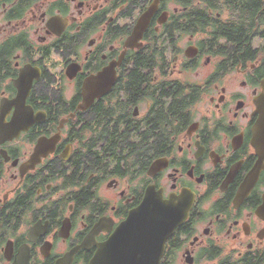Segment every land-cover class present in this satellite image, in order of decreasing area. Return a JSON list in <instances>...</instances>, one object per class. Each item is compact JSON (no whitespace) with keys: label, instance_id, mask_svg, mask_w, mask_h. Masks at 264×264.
Listing matches in <instances>:
<instances>
[{"label":"flooded vegetation","instance_id":"obj_1","mask_svg":"<svg viewBox=\"0 0 264 264\" xmlns=\"http://www.w3.org/2000/svg\"><path fill=\"white\" fill-rule=\"evenodd\" d=\"M149 192L160 264H264V0H0V264H89Z\"/></svg>","mask_w":264,"mask_h":264},{"label":"water","instance_id":"obj_2","mask_svg":"<svg viewBox=\"0 0 264 264\" xmlns=\"http://www.w3.org/2000/svg\"><path fill=\"white\" fill-rule=\"evenodd\" d=\"M136 38L137 33L132 41ZM104 76L101 74L92 81H100ZM96 96H86L82 108L91 105ZM173 210L172 202L147 193L138 208L131 211L107 242L99 246L89 264H160L166 241L180 223L171 222Z\"/></svg>","mask_w":264,"mask_h":264}]
</instances>
